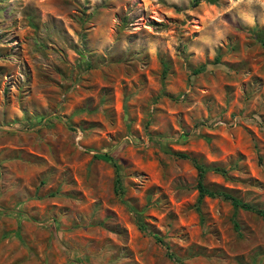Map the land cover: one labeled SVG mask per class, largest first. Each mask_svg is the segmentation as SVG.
Returning <instances> with one entry per match:
<instances>
[{"label":"rangeland","instance_id":"374dc122","mask_svg":"<svg viewBox=\"0 0 264 264\" xmlns=\"http://www.w3.org/2000/svg\"><path fill=\"white\" fill-rule=\"evenodd\" d=\"M262 41L264 0H0V264H264L190 161L264 210Z\"/></svg>","mask_w":264,"mask_h":264},{"label":"trees","instance_id":"16d2710c","mask_svg":"<svg viewBox=\"0 0 264 264\" xmlns=\"http://www.w3.org/2000/svg\"><path fill=\"white\" fill-rule=\"evenodd\" d=\"M213 0H209V2H212ZM262 44H264V41H262ZM215 60L218 59L217 57L214 58ZM204 69V65H199L198 67L194 68L192 70V73H196L198 71H201ZM183 134H187V133H183ZM106 153H102V155H104ZM95 156L97 154H94ZM107 155V154H106ZM178 155L182 156V157H186V155L184 153H178ZM108 158L113 159V157H111L110 155H108ZM190 161L192 162V164L194 165V167L197 169V179H196V188H197V199L200 200L202 196L207 195V196H221L227 200H229V202L231 203V205L236 208V207H240L246 210H251L259 215H261L262 217H264V210L260 209L258 207H256L255 205L248 203L246 201H242L238 198H236L235 196L231 195L230 193H227L225 191H220V190H212L207 188L203 182H202V177H203V172L205 167L198 163L195 159L190 158ZM112 165H113V171H114V181H113V190L114 193L117 195H121L122 192V185L120 183V178H119V174H118V168L117 165L114 161H112ZM158 240V237H155Z\"/></svg>","mask_w":264,"mask_h":264}]
</instances>
